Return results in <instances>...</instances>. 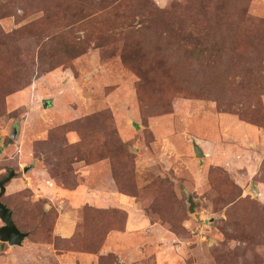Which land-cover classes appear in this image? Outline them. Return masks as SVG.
<instances>
[{
    "label": "rangeland",
    "instance_id": "374dc122",
    "mask_svg": "<svg viewBox=\"0 0 264 264\" xmlns=\"http://www.w3.org/2000/svg\"><path fill=\"white\" fill-rule=\"evenodd\" d=\"M8 168L0 264H264V0H0Z\"/></svg>",
    "mask_w": 264,
    "mask_h": 264
},
{
    "label": "water",
    "instance_id": "95a60500",
    "mask_svg": "<svg viewBox=\"0 0 264 264\" xmlns=\"http://www.w3.org/2000/svg\"><path fill=\"white\" fill-rule=\"evenodd\" d=\"M15 132V127L12 128L10 136L12 137ZM192 150L195 157H202L203 153L199 146L195 143L192 144ZM14 174L13 169L8 168L5 176L0 178V196L4 193V183L8 181ZM252 191L256 192L255 187H252ZM189 211L191 208V200H188ZM0 241L6 242L8 245H20L21 240L27 235L26 232L20 231L11 219V211L0 201Z\"/></svg>",
    "mask_w": 264,
    "mask_h": 264
},
{
    "label": "crops",
    "instance_id": "0c3cea01",
    "mask_svg": "<svg viewBox=\"0 0 264 264\" xmlns=\"http://www.w3.org/2000/svg\"><path fill=\"white\" fill-rule=\"evenodd\" d=\"M62 229H64V230H67V228H63V227H62ZM65 232H66V231H65ZM65 232H64V231H62V232H61V234H64Z\"/></svg>",
    "mask_w": 264,
    "mask_h": 264
}]
</instances>
